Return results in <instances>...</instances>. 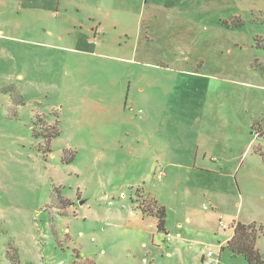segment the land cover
Listing matches in <instances>:
<instances>
[{
    "label": "rangeland",
    "instance_id": "obj_1",
    "mask_svg": "<svg viewBox=\"0 0 264 264\" xmlns=\"http://www.w3.org/2000/svg\"><path fill=\"white\" fill-rule=\"evenodd\" d=\"M260 131L264 0H0V264L264 259Z\"/></svg>",
    "mask_w": 264,
    "mask_h": 264
},
{
    "label": "trees",
    "instance_id": "obj_2",
    "mask_svg": "<svg viewBox=\"0 0 264 264\" xmlns=\"http://www.w3.org/2000/svg\"><path fill=\"white\" fill-rule=\"evenodd\" d=\"M58 134H59V128L54 135L49 137V140H51L53 137L57 136ZM260 135H264V131H260ZM48 149L50 150L49 147ZM262 154L264 157V151H262ZM156 215L158 216L157 228L159 230L165 231L166 230L165 208L163 206L158 207ZM233 228H234V234L231 237V239H229L226 242L225 247H228L234 255L241 254L245 256L248 264H264L263 256L260 250L256 246L259 235L263 233L262 226L257 227L255 222L251 224H247L245 222L238 221L236 225L233 226Z\"/></svg>",
    "mask_w": 264,
    "mask_h": 264
},
{
    "label": "built area",
    "instance_id": "obj_3",
    "mask_svg": "<svg viewBox=\"0 0 264 264\" xmlns=\"http://www.w3.org/2000/svg\"><path fill=\"white\" fill-rule=\"evenodd\" d=\"M224 227L226 226V224L223 225ZM168 238L171 239V234H167ZM209 254L212 255V251H209Z\"/></svg>",
    "mask_w": 264,
    "mask_h": 264
},
{
    "label": "crops",
    "instance_id": "obj_4",
    "mask_svg": "<svg viewBox=\"0 0 264 264\" xmlns=\"http://www.w3.org/2000/svg\"><path fill=\"white\" fill-rule=\"evenodd\" d=\"M42 9H49L50 8V6L49 5H47V6H43V7H41ZM233 234H234V232H233ZM233 236V235H232ZM229 239H231V238H229ZM228 239V240H229ZM172 239H170V241H171Z\"/></svg>",
    "mask_w": 264,
    "mask_h": 264
}]
</instances>
